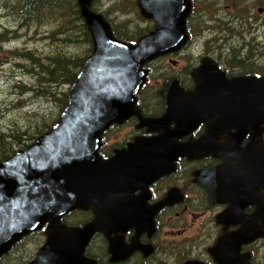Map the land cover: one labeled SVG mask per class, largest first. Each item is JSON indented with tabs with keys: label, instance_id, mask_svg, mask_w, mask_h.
<instances>
[{
	"label": "water",
	"instance_id": "1",
	"mask_svg": "<svg viewBox=\"0 0 264 264\" xmlns=\"http://www.w3.org/2000/svg\"><path fill=\"white\" fill-rule=\"evenodd\" d=\"M92 1L77 0L93 49L70 85L67 104L58 120L31 144L0 162V255L22 236L47 223L46 241L27 264H94L82 257L83 247L94 231L108 233L127 225V213L132 209L125 207L135 201L130 191L166 173L178 155L213 153L216 146L212 139L226 128L219 126L221 121L236 117L239 122L242 116H261L264 121V76L257 81L262 91L246 99L241 94L244 80L224 79L223 72L208 67V60L191 71L197 81L193 90L184 92L174 80H166L161 90L164 114L143 117L136 106V94L148 73L143 64L179 49L187 41L185 21L190 1L136 0L140 14L154 21V29L134 44L114 36L102 14L91 9ZM213 75L222 79L208 81L207 77ZM133 115L138 117L140 127L158 134L137 138L102 160L98 154L101 133L111 123ZM171 122L175 124L172 128ZM201 122L206 123L204 135L194 141L177 142ZM220 149L225 162L198 172L199 178L235 177L230 168L234 159L227 157L226 149ZM251 149L238 154L248 158ZM261 154L259 160L264 166V151ZM239 159L234 161L240 165ZM202 185L213 196L208 184ZM88 207L94 218L82 227H67L59 221L76 208ZM246 235L242 229L230 234L226 242L231 256H219L224 264H231L235 256L231 237L241 241Z\"/></svg>",
	"mask_w": 264,
	"mask_h": 264
},
{
	"label": "flooded vegetation",
	"instance_id": "2",
	"mask_svg": "<svg viewBox=\"0 0 264 264\" xmlns=\"http://www.w3.org/2000/svg\"><path fill=\"white\" fill-rule=\"evenodd\" d=\"M189 1L190 12L185 23L189 34L187 42L144 66L148 69L147 79L136 95V105L143 117L164 114L165 103L160 90L166 80H174L184 92L193 90L197 81L191 71L203 60L210 62V69L216 67L223 72L224 79H243L242 97L247 99L262 91L257 81L264 76V0ZM147 21L153 24L152 20ZM201 36L206 37L207 44ZM156 61L161 63L160 75H157L159 90L158 80L149 82L154 77ZM207 78L208 81L222 79L218 75ZM148 86L158 91L160 110L155 108V94L151 97L143 94ZM240 119L243 120L228 119L219 123L226 128L212 139L216 146L213 153L178 155L166 173L143 188L130 191L129 196L135 201L125 207L132 209L127 213V225L108 233L94 231L83 247L82 257L94 264H221V254L231 256L226 242L230 234L242 229L248 235L241 241L236 236L231 237L236 245L231 264H264V236L258 235L264 233V166L259 160L264 151V121L261 116ZM174 125L171 122L169 127ZM205 132L206 123L201 122L177 138V142L197 140ZM157 134L146 126L140 127L137 116H130L122 122L111 123L101 133L98 154L102 160H107L135 139ZM220 148L227 150V157L240 158L242 164L232 159L230 166L235 177L199 178L198 172L225 162ZM249 148L253 150L249 151L248 158L238 154ZM202 183L208 184L213 196ZM93 218L90 207L76 208L59 221L67 227H82ZM46 225L29 236L39 241L30 259L25 253L28 246V236H25L10 251L0 255V264H26L33 259L46 241ZM24 258L27 260L20 263Z\"/></svg>",
	"mask_w": 264,
	"mask_h": 264
},
{
	"label": "rangeland",
	"instance_id": "3",
	"mask_svg": "<svg viewBox=\"0 0 264 264\" xmlns=\"http://www.w3.org/2000/svg\"><path fill=\"white\" fill-rule=\"evenodd\" d=\"M112 1L98 0L96 9L100 12L105 11L107 13L106 17L116 26L120 33H125L131 40H134L152 28L153 24L140 16L136 6L133 4L134 0H115L118 5H111ZM4 2L6 0H0V31L3 30V27L11 30L15 22L14 14L12 11H8L9 7L5 6L8 10L2 7V5H5ZM53 24H55V20L53 22L47 19L36 21L30 29L19 31L18 34L21 37L12 39L10 42H4L0 47V133H3L4 137L12 132L10 128H20L19 130L33 129L36 125L49 123L60 112L55 97H35L31 91L23 94L19 92L20 89L16 87L18 83L23 86L21 90H28L34 86L36 81L33 79L35 76L26 71L30 65H25V62L29 61L25 58L26 61L13 57L16 50L21 49L25 54L34 51L39 55H45V53L50 54L49 52L56 49L55 47L57 46H64L63 50L70 58L82 56L84 59L92 51V43H89L82 34H78L76 31H74L77 35L74 37L73 43H63V40L56 37V34L53 33L55 29ZM23 31L25 35H23ZM201 38L203 43L207 44L206 37L201 36ZM195 43L199 44L198 41ZM5 60L8 62H5ZM13 62L22 64V67L20 68ZM160 65V61L155 62L154 75H152L154 77H151L152 79L149 81L152 84L155 83V80H158V90L160 89V84L157 75H160ZM144 92L145 96L147 94L151 97L153 94L157 96L158 91L152 86H148ZM155 108L160 110L158 98ZM15 137L9 138L6 143L15 145L14 142L17 140V135ZM22 137V135H19L18 138ZM29 236L26 240L28 246L25 253L28 254L27 258L30 259L39 241L37 238L31 239ZM27 258L22 259L20 263L25 262Z\"/></svg>",
	"mask_w": 264,
	"mask_h": 264
},
{
	"label": "trees",
	"instance_id": "4",
	"mask_svg": "<svg viewBox=\"0 0 264 264\" xmlns=\"http://www.w3.org/2000/svg\"><path fill=\"white\" fill-rule=\"evenodd\" d=\"M97 2L98 0H93L92 2V9L96 11H98L96 9ZM4 4L2 7L6 10H8L6 7H9L8 11H12L14 14L15 22L11 30L3 27V30L0 31V47L4 42H10L12 39L21 37L18 34L20 30L30 29L36 21H40L41 19H47L50 22L55 20L53 33L56 34V37L62 39L65 44L74 42V37L77 35L74 31L82 34L89 43H92L87 27L80 16L76 0H6ZM111 5L118 4L113 0ZM101 13L111 24L112 30L117 38L124 41L131 40L127 34L120 33L117 30L116 26L106 17L107 13L105 11ZM23 35H25L24 31ZM63 47L57 46L55 47L56 49L49 52L50 54L45 53V55H39L34 51L26 52L27 54H25L21 49L16 50L13 55L15 59L25 58L29 61L27 62L24 59L26 61L25 65H30L26 71L33 74L35 76L33 79L36 81L34 86L28 90H21L23 86L18 83L16 87L20 89L19 92L23 94L31 91L35 97H55V101L58 103L60 110L59 115L67 104L69 87L74 82L85 60L82 56L70 58L64 52ZM5 62L8 61L5 60ZM13 63L16 64L15 62ZM16 65L20 68L22 67V64ZM150 108L153 109L151 106ZM59 115L52 118L49 123L36 125L33 129L19 130L20 128L9 127L12 132L9 135L7 134L8 136L4 137L5 135L0 133V162L8 159L16 151L30 144L38 135L51 128ZM27 133L31 134L28 135ZM16 135L17 140L14 142L15 145L6 143L9 138H16ZM19 135L23 137L18 138Z\"/></svg>",
	"mask_w": 264,
	"mask_h": 264
}]
</instances>
